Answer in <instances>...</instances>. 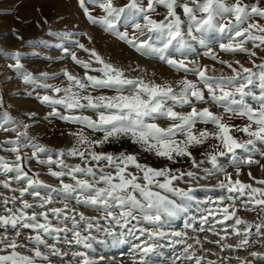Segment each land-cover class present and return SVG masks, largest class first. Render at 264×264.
Returning <instances> with one entry per match:
<instances>
[{"label":"snow or ice","instance_id":"6c2138e0","mask_svg":"<svg viewBox=\"0 0 264 264\" xmlns=\"http://www.w3.org/2000/svg\"><path fill=\"white\" fill-rule=\"evenodd\" d=\"M90 2L98 4L105 13L103 16H93L85 6V0H79L87 18L93 24L100 25L105 31L117 36L144 55L157 57L178 71L190 70L194 72L204 87L200 88L197 83L184 79L180 81L182 87L177 92L167 83L158 84L154 81H145L142 78H128L122 69L107 63L95 49H87L83 44H80L79 47L89 52L90 57L101 65L94 71H98L102 75L94 76L86 73L87 82H84L79 77L65 71L64 74L69 81L68 86L65 88L54 87L53 89L56 93L63 92L64 95L59 98L44 95L40 99L53 107V112L50 115H59L61 119L79 122L93 130L103 132V137L95 141L88 140L82 132L77 134L78 144H87L88 148L92 149L85 151H88L91 160L97 161V165L96 167L91 166L85 156V151H81L77 147L69 149L67 155L79 156L85 162L84 166L80 164L68 165L62 158L53 160L51 154L47 155V159H40L39 153H49V150L37 144L30 145L34 149L31 157L22 156L20 154V137L26 133H20L15 139L5 141V143L13 145L12 148L6 150L16 153V158L15 162L9 163L4 157H0V171L4 174L14 173L12 179L17 182L24 181L27 186L22 189H12L20 192L19 197L4 198L5 206L8 203L15 206L17 200H20L21 206L19 208L6 207L8 215H0V228L17 229L19 226L20 228L33 229L35 235H31L27 239L34 243L35 247L30 249L32 255H26L17 250L20 247H26V245L17 243L15 239L6 242V238L0 237V245H3L0 247V264H38V261L51 264L50 255L63 257L68 253H62L55 244H49L45 236L59 242L61 233H63L65 243L82 245L85 249H91L95 237L91 235L90 230L93 227L97 231L100 230L98 223L94 225L90 222L96 220V217H86L83 213H78L79 220H77L76 215H69V212L75 213V209H69L67 204L63 208L53 207L47 211L39 213L32 211L29 214L27 210L33 209L34 205L26 199H22L25 193L40 198L41 202L36 206L41 209L45 205L54 203L53 194H56L64 199L74 198L77 204L102 210L106 213L102 217L103 219L121 226L122 231L119 234L105 229L109 235L116 236L117 242H123L120 239L123 236H133L138 239L139 237L135 235L137 230L140 236L147 235L146 240L135 245L140 254L137 264H149L147 257L156 251L157 244L149 243V241L169 235L176 237L185 235L180 232L168 233L163 228L169 221L178 217L181 212L187 211L188 202L194 199L195 189L177 188L173 185V181L182 179L184 175L194 177V173H181L177 176L171 174L170 169H156L139 163L134 154L121 153L116 156L110 153H97L94 150L95 145H102L112 139L127 136L131 137L135 143L140 144L146 151L155 152L157 156L171 160L174 159V154L191 156V152L188 150L190 145L201 144L209 136H213L219 140L222 150L209 156L213 169L206 171L212 175L214 170L224 171L219 164L218 157H226L231 154L232 161L238 163L236 157L238 149L248 151L250 146H254L257 141L264 143V63L254 65L258 71L241 65L239 70L233 68L234 74L231 76L215 77L207 75L206 67L189 69L185 59L173 58L175 54L185 55L191 51L193 49L192 41L204 45L208 33H218L227 38V43L219 45L224 52H248L249 50L245 47L248 41L255 43L256 47L264 46V25L258 22L249 23L253 16L264 17V8L256 3H244L243 0H233L232 3H229L228 0H191V3L188 0H183V2L182 0H148L146 6L143 4V0H128L123 6H116L114 0H90ZM158 5L167 10V14L162 20L153 19L150 15L156 11ZM177 8H182L186 20L177 13ZM245 24L247 27H244ZM121 27L125 30L121 31ZM129 27L134 30V33L139 32L140 36L135 34L130 36L127 31ZM207 54L218 59L211 49ZM250 55L254 56L255 52H251ZM72 59L84 68L92 67L90 61L78 59L75 53H72ZM220 62L228 63L227 61ZM13 67L21 69L23 66L17 61ZM228 67L231 68L232 65L229 63ZM23 79L26 82H31L33 77L31 74H23ZM44 87L53 86L45 85ZM89 87L94 89L114 88L117 94L97 97H93L90 93L83 95V91ZM74 88L79 91H74ZM254 88L258 89V92L254 91ZM205 89L208 92V98L221 106L225 113L247 118L248 123L238 130L246 133L250 139L243 142L237 139L231 134L233 126L224 122L223 115L214 113L207 107L197 110L195 106H192L191 111L187 113L174 110V105L177 104L191 105L193 98L196 101L204 102ZM249 98L258 104V107H253L248 102ZM169 101L172 102L171 105ZM2 104L3 97L0 96V105ZM56 106H63L68 110L93 109L97 112L98 118L93 120L84 115L65 116L56 111ZM4 116L6 119L0 123V129L7 131L4 124L9 122L10 118L7 113H4ZM160 117L167 118L173 123L168 127H161L159 124L151 122ZM198 121L215 125L216 131L209 132L205 129L197 135L193 132V128ZM26 127L27 125H25ZM180 133L185 136L183 141L176 139ZM64 155V151L58 153V157ZM32 158H36L40 164L49 165L50 174L60 181L58 186L46 184L38 178V174L36 178L29 175L22 161ZM101 160L107 161L106 167L114 168V173L105 172V169L99 166ZM193 162L195 163V161ZM245 162L254 163L250 157ZM53 163L59 165L61 170H52ZM129 165L134 166L142 175L128 172ZM81 175L91 177V179H82ZM65 176L70 177L73 182L65 183L63 179ZM159 177H164V180L161 182L157 179ZM141 179L145 183H140ZM227 180L228 183L221 182L219 187L226 189L230 194L238 193L239 196H247L245 206L248 203L253 206H264V188L253 187L251 184L242 183L239 179L233 181L230 175ZM0 183H3L6 188L11 187L10 181H0ZM257 183L264 185V179L258 180ZM38 189H47L48 195L41 197ZM171 197L178 198L180 203ZM235 198L233 195L228 197L230 200H235ZM224 199V196L219 198L221 202ZM114 209H118L119 212L113 211ZM49 213L64 227L53 225ZM235 216V211L229 212V207L223 208L224 220H230ZM133 220L137 223L128 228ZM202 220L207 222V217H202ZM81 221L86 224L85 230L89 231V235H83L79 230ZM68 222H71V228L67 226ZM143 223L154 227L152 229L142 227ZM241 224L246 225L243 233L240 228L236 227ZM232 227L235 234L244 236L239 246L247 245L248 238L252 235L253 225L237 217ZM125 228H128L127 232L123 231ZM255 228L258 234L264 235V232H261V229H264V224H256ZM69 232L72 233L71 240L67 236ZM19 235L20 233L17 231V236ZM196 243L199 244L200 241L197 239ZM216 243H220V241H216ZM41 246L48 252L42 251ZM190 249H193V245L187 244L184 249V258L190 261L194 260V264H201L204 257L196 256L194 251L190 252ZM72 255L74 258H81L80 264H96L88 257L86 251L75 252ZM251 255L264 259V254L261 253L253 252ZM207 264H215V262L209 260Z\"/></svg>","mask_w":264,"mask_h":264},{"label":"rangeland","instance_id":"374dc122","mask_svg":"<svg viewBox=\"0 0 264 264\" xmlns=\"http://www.w3.org/2000/svg\"><path fill=\"white\" fill-rule=\"evenodd\" d=\"M127 2L128 0H114L116 6H123ZM188 2L191 3V0ZM228 2L232 3L233 0H228ZM243 2L247 4L256 3L264 8V0H243ZM147 3L148 0H143L145 6ZM85 6L93 16L99 17L105 14L98 4L91 3L90 0H85ZM177 13L186 20L182 8H177ZM166 14V8L159 5L156 6L155 12L150 13L152 18L156 20L164 19ZM198 15L200 14L198 13ZM257 22L264 25V17L253 16L249 21V23ZM244 27H247V24ZM124 30L121 27V31ZM127 31L130 36L133 34L140 36V33H134L131 27ZM227 42V38L218 33H208L204 45L192 41L193 49L191 51L185 55L175 54L173 58L185 59L189 69L206 67L207 75L215 77L231 76L234 74L233 68L239 70L241 65L258 71L254 65L264 63V46L256 47L255 43L248 41L245 44L248 52H224L219 45ZM80 44H83L87 49H95L107 63L122 69L128 78H142L145 81H154L158 84L167 83L177 92L182 87L180 81L184 79L197 83L200 88L204 87L194 72L190 70L178 71L157 57L144 55L117 36L105 31L100 25L93 24L87 18L79 0H0V96L3 97V104L0 105V123L6 119L4 113H7L10 118L9 122L4 124V128L8 130L0 129V157H4L9 163L15 162L16 153L6 150L12 148L13 145L5 143V141L15 139L20 133H26L20 137V154L22 156L31 157L34 149L30 145L37 144L49 150V153H39L40 159H47V155L51 154L53 160L62 158L68 165L80 164L81 166H84L85 162L79 156L67 155L68 150L73 147H77L81 151L86 149L91 151L92 149H89L87 144H78L77 134L82 132L90 141L103 137V132L93 130L82 123L61 119L59 115H50L53 112V107L40 99L44 95L55 98L64 95L63 92L56 93L53 89L54 87L65 88L68 86L69 81L64 74L65 71L79 77L84 82H87L86 73L94 76L102 75L100 72L94 71L101 65L90 57L89 52L79 47ZM209 49L218 59L207 54ZM251 52H255V55H250ZM72 53H75L80 60L90 61L92 67L84 68L82 65H78L72 59ZM17 61L23 66L21 69L13 67ZM220 61H227L228 63H221ZM229 63L232 65L231 68L228 67ZM23 74H31L33 80L26 82L23 79ZM45 85L53 87H44ZM73 90L79 91L76 88ZM253 90L258 92V89L254 88ZM89 93L93 97L117 94L114 88L94 89L91 87L84 90L82 94L88 95ZM204 95V102L196 101L193 98L191 105L181 106L177 104L174 105V110L187 113L191 111L192 106H195L197 110L207 107L212 112L223 115L224 122L233 126L231 134L237 139L242 142L250 139L246 133L238 130L248 123L246 117L225 113L221 106L208 98L206 89ZM248 102L253 107H258V104L250 98ZM171 103L169 101L170 105ZM56 111L65 116L84 115L93 120L98 118L97 112L93 109L68 110L63 106H56ZM151 122H155L161 127H168L173 123L164 117ZM25 125H27L26 128ZM12 129L16 130L13 131ZM205 129L209 132L216 131L215 125L198 121L193 132L198 135L200 131ZM176 139L183 141L185 136L180 133ZM24 145L29 146L25 147ZM94 150L97 153H110L116 156L121 153L134 154L139 163L156 169H170L171 174L177 176L181 173H194V177L184 175L182 179L173 181V185L177 188L195 189L194 199L188 202L187 211L181 212L178 217L169 221L163 228L168 233L180 232L185 235L183 237L169 235L149 241V243L157 244L156 251L147 257L149 264H194V260L190 261L184 258V249L187 244L193 245L190 252L194 251L196 256L204 257L201 264H207L209 260L214 261L215 264H264V259L251 255L253 252L264 254V235L258 234L255 228L256 224H264V210H262L264 206H253L251 203L245 206L247 196H239L238 193L230 194L226 189L219 187L221 182L228 183L227 177L230 175L233 181L239 179L242 183L251 184L253 187L264 188V185L257 183L258 180L264 179V143L257 141L254 146H250L248 151L238 149L236 153L238 163L232 161L231 154L226 157H218L219 164L224 171L214 170L212 175L206 171L213 169L209 156L222 150L219 140L213 136H209L201 144L190 145L188 150L191 152V156L174 154V159L171 160L157 156L155 152L146 151L140 144L135 143L131 137L127 136L112 139L102 145H95ZM60 151L65 152L63 157H58ZM88 151H85V156L89 164L96 167L97 161L91 160ZM249 157L254 163L245 162ZM22 163L25 170L33 178H36L38 174V178L46 184L54 187L59 185L60 181L50 174L49 165L38 163L36 158L24 159ZM107 163V161L101 160L99 166L103 167L105 172L114 173L115 169L106 167ZM51 169L60 171L61 167L53 163ZM128 172L142 175L132 165H129ZM13 176L14 173L4 174L0 171V181H10L11 183L10 188H6L3 183H0V215H8L5 210L6 207L19 208L21 206L20 200L16 201L15 206L12 203H8L6 206L3 204L5 197L20 196L19 191L12 189H22L27 186L24 181L17 182L12 179ZM80 178L91 179V177H84L83 175ZM63 179L65 183L73 182L68 176ZM157 179L162 182L164 177ZM139 182L145 183L143 179ZM38 190L41 197L48 195L47 189ZM230 195L235 196V200L228 199ZM221 196L225 197L222 202L219 200ZM171 198L177 199V203H180L178 198ZM22 199H26L34 205L33 209L27 210L29 214L32 211L37 213L47 211L53 207L63 208L67 204L69 209H75V213L69 212V215H76L77 220H79L78 213H83L86 217L97 218L90 221L94 225L98 223L100 229L97 231L93 227L90 230L91 235L95 237L91 249H85L82 245L65 243L63 233H61L59 242L45 236L49 244H55L62 253H68L63 257L51 256L48 253L51 264H80L81 258H74L72 253L84 251L96 264H137L139 261L140 254L135 245L146 240L147 235L140 236L137 230L135 235L139 237L138 239L133 236H123L120 237L123 242H117L116 236L109 235L105 229L119 234L122 231L121 226L103 219L102 217L106 213L102 210L77 204L74 198L64 199L56 194H53L54 203L45 205L43 209L36 206L41 202L40 198L34 197L30 193H25ZM224 207H229V212L235 211L236 216L230 220H224ZM113 211L119 212L118 209ZM202 217H207V222H203ZM237 217L253 225L252 235L248 238V244L244 246H239L244 236L235 234L232 227ZM49 218L53 225L64 227L52 217L51 213H49ZM136 223L135 220L131 221L128 228ZM67 226L71 228V222H68ZM141 226L149 229L154 227L147 223H143ZM236 227L240 228L241 233H243L246 225L241 224ZM128 228L123 229V231L127 232ZM85 229L86 224L81 221L79 230L83 235H89V231ZM17 231L20 233L19 236H17ZM261 232H264V229H261ZM31 235H35V232L29 228H20L19 226L17 229L0 228V237L6 238V242L15 239L17 243L26 245V247L17 249L26 255H32L30 249L35 247V244L27 239ZM67 236L69 240L72 239L71 232ZM197 239L200 241L199 244L196 243ZM216 241H220V243H216ZM41 250L48 252L43 246H41ZM38 264H47V262L38 261Z\"/></svg>","mask_w":264,"mask_h":264}]
</instances>
